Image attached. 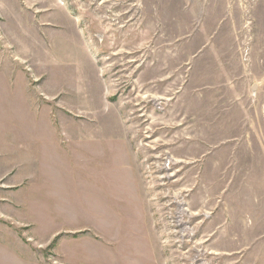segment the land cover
<instances>
[{"label": "rangeland", "instance_id": "rangeland-1", "mask_svg": "<svg viewBox=\"0 0 264 264\" xmlns=\"http://www.w3.org/2000/svg\"><path fill=\"white\" fill-rule=\"evenodd\" d=\"M0 264H264V0H0Z\"/></svg>", "mask_w": 264, "mask_h": 264}]
</instances>
